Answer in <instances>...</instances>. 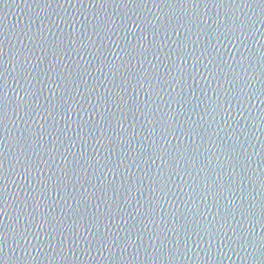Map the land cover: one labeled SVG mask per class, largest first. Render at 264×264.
I'll use <instances>...</instances> for the list:
<instances>
[{"label": "water", "instance_id": "95a60500", "mask_svg": "<svg viewBox=\"0 0 264 264\" xmlns=\"http://www.w3.org/2000/svg\"><path fill=\"white\" fill-rule=\"evenodd\" d=\"M0 264H264V0H0Z\"/></svg>", "mask_w": 264, "mask_h": 264}]
</instances>
